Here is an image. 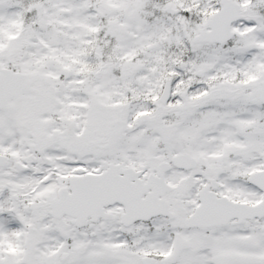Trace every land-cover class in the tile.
Listing matches in <instances>:
<instances>
[{
    "label": "snow or ice",
    "instance_id": "6c2138e0",
    "mask_svg": "<svg viewBox=\"0 0 264 264\" xmlns=\"http://www.w3.org/2000/svg\"><path fill=\"white\" fill-rule=\"evenodd\" d=\"M0 264H264V0H0Z\"/></svg>",
    "mask_w": 264,
    "mask_h": 264
}]
</instances>
